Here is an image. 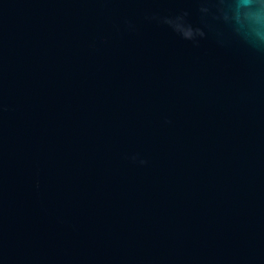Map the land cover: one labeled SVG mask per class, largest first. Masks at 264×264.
Segmentation results:
<instances>
[{
    "label": "water",
    "instance_id": "obj_1",
    "mask_svg": "<svg viewBox=\"0 0 264 264\" xmlns=\"http://www.w3.org/2000/svg\"><path fill=\"white\" fill-rule=\"evenodd\" d=\"M261 23L0 0V264H264Z\"/></svg>",
    "mask_w": 264,
    "mask_h": 264
},
{
    "label": "clouds",
    "instance_id": "obj_2",
    "mask_svg": "<svg viewBox=\"0 0 264 264\" xmlns=\"http://www.w3.org/2000/svg\"><path fill=\"white\" fill-rule=\"evenodd\" d=\"M246 3L251 4L253 0H246ZM255 3L257 5V15L261 21H264V0H255ZM247 41L254 46L264 45V23H261L260 26L253 31Z\"/></svg>",
    "mask_w": 264,
    "mask_h": 264
}]
</instances>
